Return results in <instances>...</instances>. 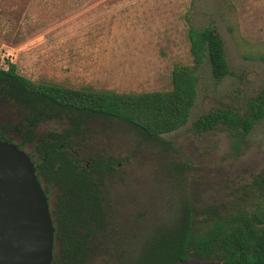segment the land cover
<instances>
[{"label":"rangeland","instance_id":"rangeland-1","mask_svg":"<svg viewBox=\"0 0 264 264\" xmlns=\"http://www.w3.org/2000/svg\"><path fill=\"white\" fill-rule=\"evenodd\" d=\"M190 24L217 28L230 74L217 80L209 63L202 65L190 119L163 134L167 147L121 122L92 124V137L77 154L102 151L119 162L106 187L108 234L96 240L90 264H121L136 254L154 227L173 217L182 197L198 206L237 201L264 169V118L239 145L224 129L200 133L192 126L212 109L244 107L264 86V0H0V67L14 62L33 80L73 87L169 89L174 66L192 62ZM15 113L0 107V129ZM63 127L50 120L38 131ZM24 149L37 157L33 144ZM175 162L186 163L187 172L177 173ZM55 198L54 192L51 205Z\"/></svg>","mask_w":264,"mask_h":264},{"label":"trees","instance_id":"trees-1","mask_svg":"<svg viewBox=\"0 0 264 264\" xmlns=\"http://www.w3.org/2000/svg\"><path fill=\"white\" fill-rule=\"evenodd\" d=\"M188 39L192 62L176 64L171 87L153 91H118L91 85L68 86L33 80L9 62L0 67V107H13L16 120L0 129V139L18 146L33 144L37 174L49 199L55 222L56 246L52 264H90L96 240L108 234L106 187L119 159L102 151L77 154L93 134L96 121L121 122L145 141L167 147L163 134L185 125L198 97L200 68L209 63L217 80L230 74L223 38L216 27L190 24ZM264 118V86L244 107H218L193 122L197 132L221 128L238 145ZM64 123L61 130L40 133L44 121ZM177 173L187 164L175 162ZM199 259L223 264H264V169L244 185L237 201L198 206L182 197L173 217L158 223L136 254L121 264H179Z\"/></svg>","mask_w":264,"mask_h":264},{"label":"water","instance_id":"water-1","mask_svg":"<svg viewBox=\"0 0 264 264\" xmlns=\"http://www.w3.org/2000/svg\"><path fill=\"white\" fill-rule=\"evenodd\" d=\"M51 203L28 152L0 139V264H52Z\"/></svg>","mask_w":264,"mask_h":264}]
</instances>
